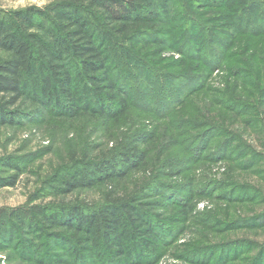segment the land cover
I'll return each mask as SVG.
<instances>
[{"label": "trees", "instance_id": "obj_1", "mask_svg": "<svg viewBox=\"0 0 264 264\" xmlns=\"http://www.w3.org/2000/svg\"><path fill=\"white\" fill-rule=\"evenodd\" d=\"M229 61L264 89V0H50L42 7L0 9V124L48 113L67 124H98L106 143L114 140L91 155V134L84 135L81 151L79 144L69 149L65 163L33 192L31 201L38 203L12 210L9 220L0 209V250H9L3 263L153 264L162 245L192 226L186 221L206 216L195 211L205 182L215 183L216 196L228 201L244 200V187L258 196V189L231 178L205 175L198 182L189 175L175 186L163 180L166 174L180 178L187 164L215 160L218 153L220 159L231 153L236 162L245 157L236 164L241 169L260 156L238 131L200 111L193 119L182 114ZM226 69L234 77L244 70ZM222 94L236 119L250 118L260 102L254 92ZM142 117L157 126L143 128ZM170 145L180 151L171 153ZM25 162L4 158L0 189L16 185ZM99 188L98 199L76 195ZM235 224L247 226L245 220ZM180 256L264 264V245L187 244Z\"/></svg>", "mask_w": 264, "mask_h": 264}, {"label": "rangeland", "instance_id": "obj_2", "mask_svg": "<svg viewBox=\"0 0 264 264\" xmlns=\"http://www.w3.org/2000/svg\"><path fill=\"white\" fill-rule=\"evenodd\" d=\"M49 1L0 0V9L12 11L29 5L42 7ZM166 54L168 56L173 55L172 52H166ZM261 56L263 57V54L260 51L257 52V59ZM173 57H177V55H173ZM226 67L238 68V72L240 69L244 70H241L239 73L236 72L238 77H234L232 76L233 72L227 71ZM252 71H254L253 67ZM207 86L206 91L191 98L190 105L183 109V111H188V113H182L183 117L187 116L193 119L198 116L197 111H200L203 118L209 119L213 123L221 124L230 129V131H238L243 141L250 145L255 152L261 154L259 157H254V163L249 164L250 166L247 164L248 167L241 169L236 164L241 162L244 164L245 157L236 162L233 161L234 158L230 160L233 156H229L231 153L227 154V158L222 159L218 158L220 156L218 153L215 160L187 164L180 178H170L166 174L163 180L171 186H175L179 179L186 178L189 175L196 176L198 182H204L203 177L205 175H208L210 179L221 181L231 178L236 181V184L242 185V187H255L259 190V194L256 197H252L251 193L247 192L248 187H244L245 191L242 195V198H245L244 200L228 201L225 198L217 197L219 196V192L216 190L215 183L209 184V182H205L203 200L195 206V211L204 212V214L206 212V216L198 223H196L198 221L196 218L186 221L185 224L187 226H192L182 231L173 242L168 245H162L158 251L160 254L154 259L153 264H207L203 261L196 260L193 262V259L182 258L180 253H182L187 244L197 246L223 242L235 245L238 242L253 241L260 246L264 245V89L261 92L259 90L261 88V81L256 82L246 73L243 66L232 61H229V64L224 66L223 69L214 71L208 80ZM234 90L245 97L247 96V92H254L258 96L257 100L259 99L260 102L254 103L255 110L251 111V119L245 116H240L236 119L233 116V107L226 106V102L223 100L224 94L222 93H232ZM47 114H44L42 118H26L20 124H0V163L8 156L15 159L24 158L27 161L24 166L25 171L20 176L16 185L0 189V209H4L5 211L1 218L4 220H9L15 216L12 210L21 207L28 208L40 201H31L33 192L40 185H43L46 180L48 181V178H51L55 166L65 163L69 149L79 144L78 152L81 151V142L84 135L91 134V139L93 140L90 151L91 155H95L99 151L106 149L114 141L112 139V142L106 143L101 133V127L98 124H87L84 121L67 124L64 120L50 117ZM253 115L257 121H254ZM139 123L143 128L150 131L153 127L157 126L158 122L142 117ZM118 132L112 131L115 135L119 134ZM220 137L214 138L212 140L213 144L217 145L220 142ZM230 149L233 150V148ZM168 151L178 153L180 147L170 145ZM225 185L227 187V184ZM101 190L102 188H99V190L82 191L76 193V195L78 198H85L91 201L99 198L98 192ZM37 194L41 197L43 195L40 191ZM171 206L173 207V205H168V207ZM30 213L32 216L34 213L32 209H30ZM209 216L216 217V222L210 221ZM240 220H245L247 226L235 228V223ZM200 224L207 226L200 229L197 227ZM197 230L205 234V239L195 235L194 231ZM8 251L0 250L1 264H4V256ZM234 251L232 250L231 254ZM242 256V253L238 254V257L241 258ZM15 261H17L16 254ZM232 262L237 263L238 261ZM26 263L24 262V264Z\"/></svg>", "mask_w": 264, "mask_h": 264}]
</instances>
